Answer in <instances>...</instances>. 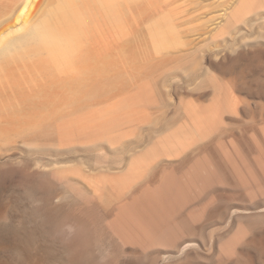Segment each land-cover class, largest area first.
Wrapping results in <instances>:
<instances>
[{"label":"rangeland","instance_id":"1","mask_svg":"<svg viewBox=\"0 0 264 264\" xmlns=\"http://www.w3.org/2000/svg\"><path fill=\"white\" fill-rule=\"evenodd\" d=\"M234 1L167 0L166 58L0 147V264H264V0Z\"/></svg>","mask_w":264,"mask_h":264},{"label":"bare ground","instance_id":"2","mask_svg":"<svg viewBox=\"0 0 264 264\" xmlns=\"http://www.w3.org/2000/svg\"><path fill=\"white\" fill-rule=\"evenodd\" d=\"M166 1L0 0V147L68 129L166 58L177 40Z\"/></svg>","mask_w":264,"mask_h":264}]
</instances>
